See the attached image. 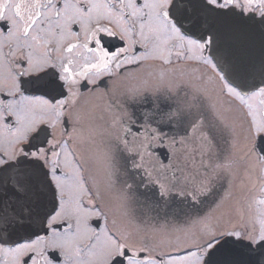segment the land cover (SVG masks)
Listing matches in <instances>:
<instances>
[{"label": "snow or ice", "instance_id": "snow-or-ice-1", "mask_svg": "<svg viewBox=\"0 0 264 264\" xmlns=\"http://www.w3.org/2000/svg\"><path fill=\"white\" fill-rule=\"evenodd\" d=\"M134 35L180 41L198 74L125 76L173 62L130 57ZM105 75L109 102L85 133L81 82ZM0 125L7 264H264V0H0ZM90 168L103 176L91 190ZM238 181L261 195L247 211Z\"/></svg>", "mask_w": 264, "mask_h": 264}, {"label": "flooded vegetation", "instance_id": "flooded-vegetation-1", "mask_svg": "<svg viewBox=\"0 0 264 264\" xmlns=\"http://www.w3.org/2000/svg\"><path fill=\"white\" fill-rule=\"evenodd\" d=\"M139 2V0H138ZM103 23H107V21H103ZM76 25H73V30L76 29ZM133 40L138 41L137 43L132 45V51L128 53L131 56H144L145 53H151L153 55L158 54L161 49L171 50L172 55V64H164L158 59L148 58L143 61L144 67L142 69L137 70L135 65H131L127 70H124V75L134 80H143L148 79L151 83H158V77L160 74H175L178 72H183L185 75L188 74H198L197 69H199L200 65L197 61L192 59H179L177 60L175 57V52L180 47V41L178 40H168V41H157L155 39H150L148 41L139 40L138 36H133ZM117 46H127L126 42L114 41ZM176 47H173V46ZM8 48H4V52H7ZM185 56L192 57L194 55H198V53L189 51L187 48L183 49ZM82 81L80 85V97L78 101V107L74 111V116H79L81 120V125L85 131L87 132L88 127L91 125L92 118L94 116H98L101 111L107 106L109 102V97L106 95L108 89L112 86L113 81L108 76H102L99 78L97 85L87 84ZM258 104V101L254 102ZM8 129H5L2 125H0V149L8 148V141L10 139ZM96 176L95 184L92 180H89V184L85 187L89 188V190L93 189L97 184L101 182L102 174L96 172L95 169L90 168L86 175ZM72 171L69 167L64 168V173L62 175L63 180H67L71 178ZM259 199L261 195L259 193L258 188L254 193ZM71 198H73L72 193L69 194ZM69 195H66L65 199H69ZM247 198L243 200L241 205L244 207L245 211H247V204L249 203V194H247ZM79 198H82L83 201H87L90 197L87 192H82L79 195ZM73 226L75 225V220L72 219L70 221ZM93 223L94 221H89ZM163 251L170 252L172 255H183V251H178L176 247L166 248L163 247ZM155 251H161L160 248H157ZM153 256H155V252H153ZM167 258V257H165ZM0 264H7V257L0 254Z\"/></svg>", "mask_w": 264, "mask_h": 264}, {"label": "rangeland", "instance_id": "rangeland-1", "mask_svg": "<svg viewBox=\"0 0 264 264\" xmlns=\"http://www.w3.org/2000/svg\"><path fill=\"white\" fill-rule=\"evenodd\" d=\"M249 167L252 169L253 172V178L255 177V175H257L259 173V170L261 168V165H259L257 162L255 161H249L248 162ZM72 171V176L71 178H68L67 180H64V182L69 186L70 189H73L75 182L77 180V174L74 172V170L69 167ZM101 174V173H100ZM103 179V176L101 177V181ZM234 191V197L236 201H239L240 204L243 202V200H245V198H247V194H249V202H251V200L253 198L255 199H259L254 193L256 191V188H252L250 184H248L247 182H245V184L243 186H241L239 184V181L237 182V186L233 189ZM72 196H73V200L74 199H78L79 195L82 194V192H76V191H71ZM175 247V246H172ZM166 248H170V247H166Z\"/></svg>", "mask_w": 264, "mask_h": 264}]
</instances>
